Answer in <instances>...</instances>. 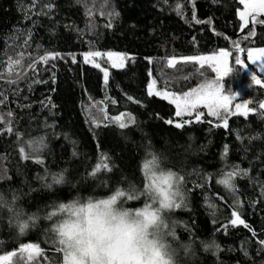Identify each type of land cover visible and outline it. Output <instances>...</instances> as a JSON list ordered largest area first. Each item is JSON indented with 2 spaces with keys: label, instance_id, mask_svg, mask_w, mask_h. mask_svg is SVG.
Here are the masks:
<instances>
[{
  "label": "trees",
  "instance_id": "16d2710c",
  "mask_svg": "<svg viewBox=\"0 0 264 264\" xmlns=\"http://www.w3.org/2000/svg\"><path fill=\"white\" fill-rule=\"evenodd\" d=\"M49 4L51 9L45 7ZM243 8L239 0H0V256L15 252L9 264H63L52 231L63 216L58 205L108 198L117 190L142 192L146 183L142 165L155 154L162 168L184 176V206L166 213L176 233L169 240L178 250L180 264H264L260 243L264 240V109L259 108L264 87L255 85L251 74L254 71L262 81L264 75L247 60L248 48L264 47V24L259 23L264 14L256 16L255 24L251 17L244 27L239 19ZM220 50L232 53V71L223 82L225 94L240 93L233 109L248 100V107L256 111L247 118L230 117L225 129L215 127L222 122L200 108L205 112L203 122L176 128L175 123L183 119L195 120V113L176 117L169 101L148 95V85L156 79L157 90L182 94L205 78L214 79L208 65L200 69L189 61L173 68L167 61ZM89 51L129 57L125 85L117 83L113 95L104 85L102 99L89 93L93 104L84 105L95 150L87 147L72 117L59 121V57L71 59ZM20 53L21 63H13L9 71L10 59H19ZM49 53L59 56L45 63L41 57ZM237 56L249 68L237 66ZM95 60L110 68L105 56ZM120 114H125L126 123L130 114L135 123L120 129L113 122ZM41 138L38 151L27 147L29 141ZM20 147L32 158L23 159ZM104 163L111 172L103 168ZM234 166L247 173L233 179L235 192L218 183ZM54 174H63L65 182L53 184ZM145 200L140 196L118 201L135 210ZM233 211L240 213L251 231L231 225ZM50 212L57 213L51 220L46 219ZM26 220L29 228L21 234L19 225ZM25 243L39 244L41 254L21 261L19 249Z\"/></svg>",
  "mask_w": 264,
  "mask_h": 264
},
{
  "label": "snow or ice",
  "instance_id": "6c2138e0",
  "mask_svg": "<svg viewBox=\"0 0 264 264\" xmlns=\"http://www.w3.org/2000/svg\"><path fill=\"white\" fill-rule=\"evenodd\" d=\"M239 3L245 8V11L239 12V19L243 22L244 27H247L250 16L255 24L257 22L256 16L264 14V0H239ZM45 7L51 9L52 5H45ZM193 19H195L194 16ZM196 23H202V21L196 20ZM259 23L264 24V21H259ZM249 35L254 36V30H250ZM245 39H247V37H245ZM25 43H27V41H25ZM236 47L240 53L245 52V49L240 47L239 42H237ZM58 56V53H49L48 55L42 56L41 60L46 63L50 58L56 59ZM103 56H107V58L112 61L113 67H123L126 60L129 59V57L123 54L110 51L106 53L89 51L83 54V62L86 64L91 63L94 67L100 68V64L96 63L95 58ZM231 56L232 53L230 51L220 50L218 53L206 56L183 57L182 60L185 62H196L200 69H203L207 64L209 70L215 74V78H205L198 86L191 88V90L184 91L182 94L170 92L168 90H157V80L152 79L151 83L148 85V95L159 96L164 100H168L170 104L175 105L176 117H192L195 113L194 121L183 119L175 123L176 128H183L185 125H189L193 122H203L202 118L205 116V112L198 111V109L205 108L209 117H214L217 121L222 122L216 123L215 127L228 129L230 117L241 115L247 118L250 112L256 111V109L248 107L249 103H251V101L248 100L243 103H236L235 110H233L232 102L237 96H240V93L225 94V83L223 81L232 71L228 67L229 57ZM19 57V59L14 61L10 59L9 71L12 70L11 65L13 63H21L23 53H20ZM60 58L63 59V57ZM247 60L250 61L252 65L259 64L260 71L264 72V47L248 48ZM72 62H76L75 56H72ZM167 63L170 67L174 68L177 61L173 58L169 59ZM235 64L242 69L249 68V65L245 64L239 56L235 58ZM102 71L104 72L105 83H107L109 73L106 69H102ZM199 75L203 77L204 72L201 71ZM251 81L255 85L264 87V81L258 78L254 71L251 74ZM259 108L264 109V103H260ZM9 115H11V113H9ZM262 115H264V113H262ZM124 117L125 114H120L113 118V122L118 124L120 129L129 127V123H135V118L131 117L130 114H128V123L124 122ZM166 122L168 124L173 123L172 120ZM208 122L211 123L210 120ZM7 131L11 133L13 130L9 126ZM37 144L42 146L43 138H41L40 141H29L27 147L33 151H38V148H36ZM227 151L228 146L225 145V156L227 155ZM19 152L25 160L32 158V153L26 152L25 147H20ZM103 159L107 161V155H104ZM36 162L42 164L43 160L37 159ZM103 168L108 172L112 171V168L109 167L107 163L103 164ZM142 168L146 179L142 192L126 193L123 190H117L115 194L110 195L108 198L99 199L96 204H93L92 199L89 198V209L97 208L100 205L110 207L118 200H121V198L126 200L137 199L140 196L146 198L142 207L136 208L131 213H124L125 216H131L133 218L132 222L136 225V228L132 232L126 233L127 241L125 242L121 239H117L116 243L109 245L106 250L102 249L101 253L98 254L95 251L91 252L92 264H173V257L177 256L178 250L173 247L169 238L174 240L176 238V233L173 228L170 227L169 217L166 213L184 206V196L181 191L184 176L162 168L160 159L155 154H151V158L143 163ZM100 170L101 165L97 164L96 172ZM241 174L246 175V170H239L234 166L233 171L226 173L225 178L218 181V183L225 185L228 189L235 192L236 189L232 181L236 176ZM93 175H95V172ZM52 181L53 184H62L65 182V176L63 174H54L52 176ZM53 184H48L47 187L51 188ZM2 201L3 196L0 195V202ZM78 203L79 199L69 203L59 204V212L62 213L63 216L62 219L52 227V231L56 233L57 237L56 241H54V243L58 244L56 251L62 253L63 264H86L83 254L80 256L77 255V253L80 252L79 241L73 242L71 239L74 230L77 228V224L73 223L71 218L74 215L73 210ZM237 203L239 202L237 201ZM121 204L123 205V203ZM161 214H163V219ZM13 215H17L15 209H13ZM55 215H57L56 212H50L46 216V219L51 220ZM231 216L234 217V219L230 220L231 225L236 226L239 224L250 231L252 230L250 225L241 218L238 211H233ZM29 220L34 221L35 217H29ZM29 220L20 223L19 232L21 234L25 233V230L29 228ZM152 226H155V228L149 233L148 229ZM253 235H255V233H253ZM138 242H144L146 246H150L151 257L147 261L145 260L144 253L140 251ZM260 243L264 245V240H261ZM19 251L21 254L19 257L21 261L25 259L31 261L34 255L39 256L41 254L42 249L39 244L25 243L20 246ZM24 254H27V256L25 257ZM13 256H16L15 252L0 256V261L7 264ZM45 259H47V257H45Z\"/></svg>",
  "mask_w": 264,
  "mask_h": 264
},
{
  "label": "rangeland",
  "instance_id": "374dc122",
  "mask_svg": "<svg viewBox=\"0 0 264 264\" xmlns=\"http://www.w3.org/2000/svg\"><path fill=\"white\" fill-rule=\"evenodd\" d=\"M242 11H245V8H243ZM250 18L251 16L249 17V21ZM60 57H63V59H61ZM60 57L58 60V101L60 105L59 121L60 123H62L67 117H72L82 129L86 137L87 147L95 150V144L90 134L88 133L85 123L84 105L93 104L90 100L89 93H91L94 98L102 99V90L104 85L108 86L111 95L115 93L117 83H120L124 86L125 64L123 67H113L112 61H110L107 56H105L110 63V68H104L101 65L100 68H96L91 63L86 64L83 62V54H79L77 55V57H75V63L72 62V58L70 59L67 56ZM175 60L177 61V63L185 62L182 59ZM96 63L98 62L96 61ZM253 66L255 67V69H257L258 72L264 75V72L260 71L259 64ZM228 67L230 68V57ZM102 69H106L109 73L107 83H105L104 72L102 71ZM233 110H235V108ZM186 117L188 116L179 118L181 119Z\"/></svg>",
  "mask_w": 264,
  "mask_h": 264
},
{
  "label": "clouds",
  "instance_id": "9594fccd",
  "mask_svg": "<svg viewBox=\"0 0 264 264\" xmlns=\"http://www.w3.org/2000/svg\"><path fill=\"white\" fill-rule=\"evenodd\" d=\"M98 200L92 199V203L96 204ZM88 202L89 199L79 201L73 210L74 215L71 219L73 223L77 224V228L74 230L71 239L73 242L79 241L80 252L77 255L83 254L86 264H92L91 252L95 251L99 254L102 249L106 250L109 245L116 243L117 239L126 242V233L132 232L136 225L132 222L131 216L124 215V213H131L134 210L123 206L120 201L115 202L110 207L100 205L93 209L88 208ZM161 216L163 219V214ZM154 228L155 226L150 227L148 232L151 233ZM138 246L140 251L144 253L145 260L150 259V246H146L144 242H138ZM178 256L179 253L173 257V264H180Z\"/></svg>",
  "mask_w": 264,
  "mask_h": 264
},
{
  "label": "water",
  "instance_id": "95a60500",
  "mask_svg": "<svg viewBox=\"0 0 264 264\" xmlns=\"http://www.w3.org/2000/svg\"><path fill=\"white\" fill-rule=\"evenodd\" d=\"M194 121V120H193ZM193 123H197V122H193ZM190 125V124H189ZM237 226H239V224L237 225ZM240 226H243V225H240ZM11 262V260L10 261H8L7 263H10ZM5 263V262H4Z\"/></svg>",
  "mask_w": 264,
  "mask_h": 264
}]
</instances>
